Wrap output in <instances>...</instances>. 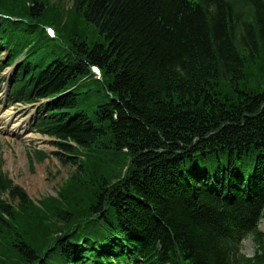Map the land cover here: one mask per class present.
Returning <instances> with one entry per match:
<instances>
[{"label": "trees", "instance_id": "1", "mask_svg": "<svg viewBox=\"0 0 264 264\" xmlns=\"http://www.w3.org/2000/svg\"><path fill=\"white\" fill-rule=\"evenodd\" d=\"M2 51L70 171H0V264H264V0H0Z\"/></svg>", "mask_w": 264, "mask_h": 264}, {"label": "rangeland", "instance_id": "2", "mask_svg": "<svg viewBox=\"0 0 264 264\" xmlns=\"http://www.w3.org/2000/svg\"><path fill=\"white\" fill-rule=\"evenodd\" d=\"M9 74L10 72L7 75ZM261 80L264 84V77ZM19 108L21 106L18 104L7 106L5 112H13L10 124L29 115V108L26 111L19 110ZM23 124L24 122L19 126L20 131L24 129L22 135L9 134V125H7L6 119L3 118V114H0V166L31 197L37 198L40 195L53 193L70 170L68 167H62L54 156H49L40 162L31 161L29 151H32L34 147L45 149L49 153L55 147L50 143V139H46V137L39 138L37 134L26 130ZM260 228L264 230V217L260 222ZM252 247L253 244L250 238L244 239L242 252L251 254Z\"/></svg>", "mask_w": 264, "mask_h": 264}, {"label": "bare ground", "instance_id": "3", "mask_svg": "<svg viewBox=\"0 0 264 264\" xmlns=\"http://www.w3.org/2000/svg\"><path fill=\"white\" fill-rule=\"evenodd\" d=\"M4 116H5L7 119H9V117H11L12 114H11V112H7V113L4 114ZM17 125H18V123L13 124L12 127H11V131H14V130L16 131V129H17Z\"/></svg>", "mask_w": 264, "mask_h": 264}]
</instances>
